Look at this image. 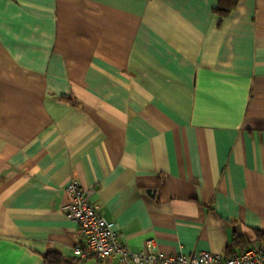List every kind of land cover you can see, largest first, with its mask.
Wrapping results in <instances>:
<instances>
[{
    "label": "crops",
    "instance_id": "1",
    "mask_svg": "<svg viewBox=\"0 0 264 264\" xmlns=\"http://www.w3.org/2000/svg\"><path fill=\"white\" fill-rule=\"evenodd\" d=\"M219 5L0 0V264H122L84 255L72 179L133 252L264 243V0Z\"/></svg>",
    "mask_w": 264,
    "mask_h": 264
},
{
    "label": "built area",
    "instance_id": "2",
    "mask_svg": "<svg viewBox=\"0 0 264 264\" xmlns=\"http://www.w3.org/2000/svg\"><path fill=\"white\" fill-rule=\"evenodd\" d=\"M66 191L71 201L63 211L82 231L85 256L93 255L101 260L116 257L122 264H264V243L233 256L210 251L168 256L159 250L155 240H149L145 250L133 252L120 243L115 223L108 221L101 213V206L91 201L92 190L72 179ZM77 251L81 252L82 246Z\"/></svg>",
    "mask_w": 264,
    "mask_h": 264
},
{
    "label": "trees",
    "instance_id": "3",
    "mask_svg": "<svg viewBox=\"0 0 264 264\" xmlns=\"http://www.w3.org/2000/svg\"><path fill=\"white\" fill-rule=\"evenodd\" d=\"M238 0H220V5L217 8V12L220 15H227L236 5Z\"/></svg>",
    "mask_w": 264,
    "mask_h": 264
}]
</instances>
